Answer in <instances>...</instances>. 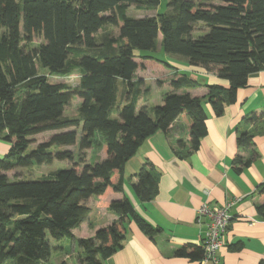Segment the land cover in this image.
Segmentation results:
<instances>
[{
  "label": "trees",
  "instance_id": "16d2710c",
  "mask_svg": "<svg viewBox=\"0 0 264 264\" xmlns=\"http://www.w3.org/2000/svg\"><path fill=\"white\" fill-rule=\"evenodd\" d=\"M162 2L0 0V139L10 145L0 159V264H48L52 241L75 242L79 264H103L124 248L129 219L153 238L157 230L126 195L111 202L109 210L117 216L111 224L91 228L87 238H76L72 231L87 219L89 199L124 193L125 166L148 138L183 118L187 138L172 150L187 160L208 133L205 103L214 116H222L249 77L264 71V0H169L168 12L139 19L127 15L130 8L158 10ZM38 38L43 42L36 45ZM161 49L215 73L229 87L206 85L204 98L193 97L188 91L200 84L174 70L163 104L139 108L144 92L137 73L173 69L152 54ZM76 72L80 80L74 88L49 80V75ZM75 97L81 100L78 117H64ZM243 124L253 129L239 133L237 145L252 156L236 155V174L259 157L254 139L264 136V111L251 113ZM47 132L54 134L35 144V137ZM76 146L78 162L71 149ZM94 157L98 162L91 163ZM55 161L70 166L37 179L24 173ZM135 178L131 187L137 199L142 204L153 201L160 181L154 166L146 163ZM256 192L259 220L264 221V183ZM174 255L205 258L203 246L193 245Z\"/></svg>",
  "mask_w": 264,
  "mask_h": 264
},
{
  "label": "crops",
  "instance_id": "0c3cea01",
  "mask_svg": "<svg viewBox=\"0 0 264 264\" xmlns=\"http://www.w3.org/2000/svg\"><path fill=\"white\" fill-rule=\"evenodd\" d=\"M218 4L219 1H212ZM157 10L148 12L149 17ZM146 17V16H143ZM173 69L139 71L144 92L139 102L141 107H155L163 104V96L153 102L146 96L148 80L152 78L161 88L171 91L170 80L175 71L185 73L196 80L200 87L188 91L193 97L204 98L206 85H229L213 72L201 67L172 62ZM175 70V71H174ZM125 86L121 87V92ZM208 116V133L202 139L200 149L187 160L175 156L172 147L178 140L187 138L188 128L183 118L177 119L166 132H157L148 138L125 166L124 193H112L106 198H91L86 202L90 213L78 229L72 231L76 238H87L93 234L91 228H102L111 224L117 216L111 213L112 201L124 195L134 204L138 215L157 230L150 238L139 227L135 219L126 222L124 248L105 260L103 264H210L175 257V250L193 245L202 247L205 227L197 223L198 209L208 203L224 206L235 202L231 208L233 220L224 236V245L217 257L221 264H260L264 262V221L259 220L256 209L260 202L257 188L264 183V136L255 137V150L259 157L241 174H236L232 162L240 153L250 158L252 151H241L237 145L238 134L249 132L252 126L244 125L243 119L253 112L264 111V71L249 77L248 85L237 93L235 104L226 108L220 117L214 116L211 106L205 103ZM10 150V145L0 139V159ZM100 159L105 158L101 151ZM152 164L160 175L155 199L142 204L132 191V183L143 166ZM53 253L48 264H79L81 251L75 242L51 243ZM241 244L240 250L233 247Z\"/></svg>",
  "mask_w": 264,
  "mask_h": 264
},
{
  "label": "rangeland",
  "instance_id": "374dc122",
  "mask_svg": "<svg viewBox=\"0 0 264 264\" xmlns=\"http://www.w3.org/2000/svg\"><path fill=\"white\" fill-rule=\"evenodd\" d=\"M169 0H163V2L161 3V5L159 6L158 10H157V13H164V12H168V7H167V4H168ZM127 15L132 17V18H143V16H147L148 15V12H145V11H139V10H136L135 8H130L127 12ZM202 30V32L206 31V29L204 28H200ZM111 32L117 36L119 34L118 30H111ZM200 32V33H202ZM102 37V34L100 33L99 36H98V39H100ZM41 42H43V40L41 38H38L35 40V44L36 45H39ZM156 58H159V59H162V60H167L169 57V60H171L172 62H176V63H179V64H182L185 62V58L181 57V56H175V55H168L166 54L163 49L161 50H158L156 53H152ZM41 73H46L45 71H41ZM153 74H156V71H153L152 72ZM49 80L51 83H55V84H59V83H65L67 85H69L70 87L74 88L76 87L78 84H79V80H80V77H79V72H76L74 73L73 75L69 76V77H59V76H53V75H49ZM147 91H146V96L151 99L153 102L155 101H159V98L161 97V95L163 96L164 94H166L167 92V89L166 88H161L157 83L156 81L152 78L148 80V83H147ZM81 105V100L77 97H75L70 105L66 108L65 112H64V117H68V118H76L78 117V111H79V107ZM54 134V132H47V133H44V134H41L39 136H36L35 139H36V143L35 144H38L42 141H47L52 135ZM36 145H33V147H35ZM72 150H74L75 152V160L76 162L79 161V151H78V147H73L71 148ZM58 149L54 150L57 151ZM96 155V152L95 154ZM88 158H91V155L88 153L87 154V159ZM91 163H95V162H98L97 160V157H94L91 161ZM70 165L68 162H60V161H55L53 165L51 166H47V165H44L42 167H35L33 169L32 172H27L25 171L24 173H26V175L29 177V178H34V179H37V178H41V177H45V175H48L49 173L57 170V169H60V168H68ZM52 241V240H51ZM53 243L55 241H52Z\"/></svg>",
  "mask_w": 264,
  "mask_h": 264
},
{
  "label": "built area",
  "instance_id": "2783aa9c",
  "mask_svg": "<svg viewBox=\"0 0 264 264\" xmlns=\"http://www.w3.org/2000/svg\"><path fill=\"white\" fill-rule=\"evenodd\" d=\"M235 202L231 201L224 206H211L204 203L198 209L197 223L205 227L202 246L204 248V262L221 264L217 257L224 245V236L233 220L231 208Z\"/></svg>",
  "mask_w": 264,
  "mask_h": 264
}]
</instances>
